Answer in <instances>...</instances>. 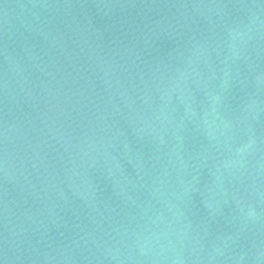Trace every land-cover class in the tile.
<instances>
[{
    "label": "water",
    "instance_id": "water-1",
    "mask_svg": "<svg viewBox=\"0 0 264 264\" xmlns=\"http://www.w3.org/2000/svg\"><path fill=\"white\" fill-rule=\"evenodd\" d=\"M0 264H264V0H0Z\"/></svg>",
    "mask_w": 264,
    "mask_h": 264
}]
</instances>
